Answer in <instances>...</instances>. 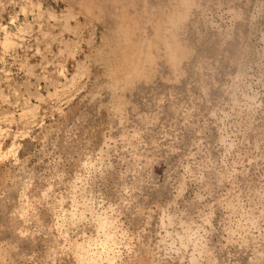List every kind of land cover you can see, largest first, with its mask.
<instances>
[{"label": "rangeland", "instance_id": "obj_1", "mask_svg": "<svg viewBox=\"0 0 264 264\" xmlns=\"http://www.w3.org/2000/svg\"><path fill=\"white\" fill-rule=\"evenodd\" d=\"M0 264H264V0H0Z\"/></svg>", "mask_w": 264, "mask_h": 264}, {"label": "bare ground", "instance_id": "obj_2", "mask_svg": "<svg viewBox=\"0 0 264 264\" xmlns=\"http://www.w3.org/2000/svg\"><path fill=\"white\" fill-rule=\"evenodd\" d=\"M200 246V245H199Z\"/></svg>", "mask_w": 264, "mask_h": 264}]
</instances>
